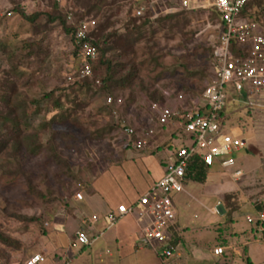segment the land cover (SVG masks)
Returning <instances> with one entry per match:
<instances>
[{"label":"rangeland","instance_id":"obj_1","mask_svg":"<svg viewBox=\"0 0 264 264\" xmlns=\"http://www.w3.org/2000/svg\"><path fill=\"white\" fill-rule=\"evenodd\" d=\"M134 1L106 0L100 8H94L98 0L57 1L60 5L55 0H0V120L3 122L11 111L15 110V116L23 109L22 123L29 124L23 125L21 133L31 134L37 146L42 145L34 146L37 153L27 144L22 146V166L12 156L11 146L0 153V229L24 246L13 249L0 241V264H7L9 259L21 262L37 252L46 240L45 223L50 215L92 177L96 164L122 131L106 105L107 92L99 87L74 93L61 89L73 84L68 76L80 66L72 52L71 37L59 19L61 14L66 16L72 7L75 19L94 17L102 26L109 24L107 32H117L109 40L107 56L114 62L109 85L125 102L120 118L145 110L157 100L174 102L179 93L188 102L202 95L213 72L212 50L219 36L218 29L208 27V22L214 25L213 20L196 11L144 23L146 18L134 16ZM21 11L39 16L30 22ZM95 66L91 79L109 74L108 64L97 62ZM248 97V93H238L229 85L228 108L232 113L227 121L229 126H240L249 148L233 151L244 175L235 182L231 172L220 167L217 171L218 166L212 170L219 173L217 177L254 193L264 188V123L238 105L247 103ZM58 101L63 108H58ZM53 147L62 159L55 156ZM197 195L210 206L223 197L202 192ZM226 196L233 213L242 197L237 191ZM189 201L192 216L207 214L201 204L192 198ZM245 222L244 216L235 228ZM262 259L257 257L255 261Z\"/></svg>","mask_w":264,"mask_h":264},{"label":"built area","instance_id":"obj_2","mask_svg":"<svg viewBox=\"0 0 264 264\" xmlns=\"http://www.w3.org/2000/svg\"><path fill=\"white\" fill-rule=\"evenodd\" d=\"M62 1L71 0H57ZM252 0H135L133 13L136 18L149 16L150 20H158L162 15L179 12H203L213 20L208 27L219 30L217 41L213 44V72L205 84L199 98L188 102L181 93L174 102H151L152 125L146 130H139L125 118L121 130L129 138V144L138 151H146L151 146V140L157 133L158 126H169L178 123V128L185 134L169 156L163 177L132 204H120L116 210L104 216L105 230H95V224L100 216L94 215L91 220L84 219L83 225L76 232V243L82 246H92L113 228L116 223L127 215H135L141 225L142 236L149 241L160 243L161 256L167 260L173 254L169 243L167 230L176 220L177 212L174 196L185 190V178L191 159L199 155L205 163L213 167L219 163L221 167L231 172L235 181L240 180L244 171L238 167L233 151L247 147L240 126H229L230 114L228 106L229 85L235 91L249 94L248 102L238 104L247 109L258 122L264 123V0H262L259 18L255 19L250 3ZM245 11L249 14L245 15ZM67 19L76 24L75 40L79 47L78 58L82 65L71 74L69 81L94 78L93 63L98 61L100 51L94 43L97 32V19L83 17L76 20L73 8H70ZM240 52L235 54L234 46ZM101 86L102 81L96 80ZM107 103L114 106V114L118 115L124 106L122 96H108ZM246 101V100H245ZM76 198L82 200V191L76 193ZM263 207L257 213L248 217L251 224L260 226L264 232V199L259 200ZM46 227L50 222L45 223ZM61 229V228H60ZM225 248H215L216 255H222ZM47 257L42 253H34L22 264H44Z\"/></svg>","mask_w":264,"mask_h":264},{"label":"crops","instance_id":"obj_3","mask_svg":"<svg viewBox=\"0 0 264 264\" xmlns=\"http://www.w3.org/2000/svg\"><path fill=\"white\" fill-rule=\"evenodd\" d=\"M110 110L121 124L126 118L139 130H146L152 125L149 107L136 110L135 113L128 112L121 118L119 115L123 108L118 115L114 114L112 108ZM119 126L121 128V125ZM178 126V123L158 126L151 146L146 151L136 150L129 144L128 136L122 131L114 137L104 159L96 164L97 168L92 177L76 190L82 191L84 198L78 200L75 191L64 201L61 208L48 218L50 226L47 227L46 240L36 252L47 257L45 263L264 264V232L260 226L248 221L249 216L257 213L261 204L259 200L264 199V188L249 193L247 187L235 186L222 177H217L219 173L212 169L217 166V171L223 169L219 163L209 169L208 178L204 183L186 179L185 190L174 196L177 217L167 230L173 250L170 259L165 260L161 256L159 244L142 236L141 225L135 215H127L119 220L92 246L76 243V232L83 225L84 219L91 220L94 215L100 216V220L94 223L95 230H105L104 216L107 213L116 210L120 204L136 203L152 184L163 177L170 153L183 137ZM245 148L249 151L248 147ZM160 155L164 156L163 159ZM216 181H219L217 185L210 184ZM230 191H237L242 197L240 206L234 209L232 215L225 198ZM198 192L223 197L210 206L200 199ZM187 197L201 204L209 213L200 216L195 213L192 216V205L186 200ZM243 210L247 212L243 213ZM244 216L245 224L236 229L235 227L243 222ZM219 246L225 248L222 255L214 253L215 248ZM261 256L262 261H255V258Z\"/></svg>","mask_w":264,"mask_h":264},{"label":"trees","instance_id":"obj_4","mask_svg":"<svg viewBox=\"0 0 264 264\" xmlns=\"http://www.w3.org/2000/svg\"><path fill=\"white\" fill-rule=\"evenodd\" d=\"M106 0H98L97 3H95L94 8H100ZM55 3L57 5L58 2L55 0ZM262 0H252V2L250 3V8L253 10L252 13H248L245 11V15L249 14L251 17L258 19L259 18V11H257L259 9V7L261 6ZM23 17L30 22H34L36 20V18L39 16L38 14H26L24 11H21ZM180 13V12H179ZM177 13H173V14H167L166 16H162L160 17L158 20H163V19H167V18H172L173 16H175ZM67 15H62L59 17V19L61 20V24L65 29V32L71 37V42H72V47H73V55L78 59V50L79 47L76 44V40H75V32H76V24H72L68 21L67 19ZM78 18L80 16H77ZM144 19V18H142ZM141 19V20H142ZM77 20V19H76ZM150 22L149 16L146 17V21H144V23ZM109 24L106 25H101L98 24L97 25V32L95 33V39H94V43L97 45V47L99 48L100 51V56L98 61L93 63V70H94V74H95V64L97 62H99L100 64H108V72L109 74L106 77H103L102 79L100 78V80H102V85L98 86L96 84V80L99 79V77L95 76V79H91V78H86V79H78L75 82H73V84L69 85L68 88H61L64 92L66 91H71V92H76L77 90H84V89H91L93 87H99V89H102L101 91L107 92L108 95H106V100L108 96H117L116 94H114V90H112L111 86L109 85L110 82L113 80V75L111 74L112 68L114 66V62L112 59H110L107 56V53L109 51V49H111V47L109 46V40L115 36L117 34V32H107V28H108ZM234 51L235 54H238L240 52V50L238 49V47L235 45L234 46ZM212 55H213V50H212ZM121 64V63H120ZM82 65V61L80 60V66ZM76 72V71H75ZM73 74V73H72ZM74 75H76V73H74ZM69 79V76H68ZM47 97V96H46ZM156 100V99H155ZM159 101V100H157ZM34 103H37L38 105L41 104V101H35ZM106 105L109 108H112L114 110V106L113 105H109L106 101ZM57 106L58 108H63L64 105L61 102H57ZM15 111V110H14ZM14 111H11L9 114L4 116V120L3 122H1L0 120V153H2L4 150H6L7 148H9L11 146V148L13 149V155L14 158L17 160V164H19L18 166H22V162L20 161L19 158V153L21 151V148L24 144L28 145V148L32 149L33 153H37V150H34V148L37 146L35 140L33 139L32 135L30 134L29 136L27 135H23L22 132V128L23 125L28 126V122H24L22 123L21 117H23V109L19 111V113H17V115L13 116ZM51 123V122H50ZM118 125H121V122H118ZM9 127L10 129H8L6 132L4 131L5 128ZM181 132V131H180ZM183 136H185V134L183 132H181ZM35 146V147H34ZM37 147H42L41 146H37ZM53 151L55 152V156L59 157L60 159H62L61 154H59V152L56 150L55 147L52 148ZM211 167L208 166L205 161L202 159L201 156L196 155L194 156L191 161L190 164L187 168V175H186V179L188 180H192L195 182H200V183H204L209 175V169ZM263 207V204L259 205V209H261ZM233 212V211H232ZM231 210H230V215H231ZM19 218H23V219H30L33 221H37V218H28L26 216H19ZM0 241L2 243H4L6 246L11 247L13 249H21L23 248V244L21 241L16 240L15 238H13L12 236L6 234L5 232H3L0 229ZM25 261V259L21 262H14L13 260H8L7 264H22ZM250 264H252L250 262Z\"/></svg>","mask_w":264,"mask_h":264}]
</instances>
